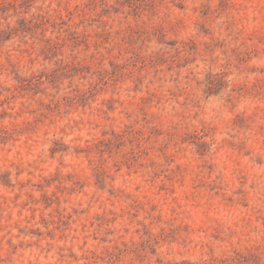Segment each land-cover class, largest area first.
<instances>
[{
  "label": "clouds",
  "instance_id": "9594fccd",
  "mask_svg": "<svg viewBox=\"0 0 264 264\" xmlns=\"http://www.w3.org/2000/svg\"><path fill=\"white\" fill-rule=\"evenodd\" d=\"M0 264H264V0H0Z\"/></svg>",
  "mask_w": 264,
  "mask_h": 264
}]
</instances>
